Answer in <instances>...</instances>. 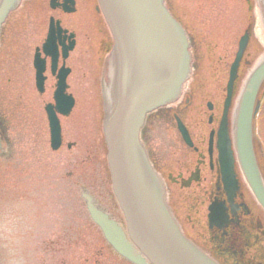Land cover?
<instances>
[{
    "label": "flooded vegetation",
    "instance_id": "af4514ba",
    "mask_svg": "<svg viewBox=\"0 0 264 264\" xmlns=\"http://www.w3.org/2000/svg\"><path fill=\"white\" fill-rule=\"evenodd\" d=\"M183 1L191 7L183 8L186 18L173 12L172 0L164 3L185 32L191 72L176 100L147 114L140 138L183 234L218 264H264V206L245 175L236 134V110L245 82L264 56V4L262 0H235L233 7H222L219 0ZM24 3L27 29L22 30L24 39L18 55L23 49L27 58L29 37L39 41L33 45L30 59L35 92L30 87L24 114L34 121L36 116L28 114H41L43 123L45 116L49 134L52 111L60 125L61 143L56 150L50 149H78L86 154L93 151L94 158H89L95 163L82 160L73 163L74 168L102 173L94 186L87 181L80 185L77 200L83 222L79 228H72V235L66 236L55 229L44 239L46 251L39 258L40 264H135L106 240L82 196L90 194L128 237L124 215L111 187L102 127V84L113 47L107 23L97 0ZM253 13L259 15L260 31L256 30ZM7 18L0 29V41ZM50 27L53 42L45 47ZM244 38L246 46L229 93L231 66ZM11 39L9 31L7 40ZM35 54L44 62L40 87L36 83ZM23 66L28 73L27 60ZM86 73L98 75L95 92L90 81L82 80ZM61 75L64 87L57 98ZM60 104L66 113L59 109ZM250 115L251 147L264 188V78L251 100ZM66 121L79 125L71 140L66 138ZM0 137L3 143L1 133ZM73 198L71 201H76Z\"/></svg>",
    "mask_w": 264,
    "mask_h": 264
},
{
    "label": "water",
    "instance_id": "95a60500",
    "mask_svg": "<svg viewBox=\"0 0 264 264\" xmlns=\"http://www.w3.org/2000/svg\"><path fill=\"white\" fill-rule=\"evenodd\" d=\"M19 2L0 0V28ZM97 2L113 37L110 67L102 84L103 134L111 186L123 212L129 239L115 220L85 196L89 215L110 245L135 264H145V258L151 264H218L182 233L166 202L165 186L139 136L146 115L176 100L189 77L191 56L185 32L164 0ZM256 18L260 31L257 13ZM52 36L50 28L45 47L53 42ZM244 44L245 38L240 41L231 66L229 93ZM34 65L40 87L44 62L37 54ZM263 77L264 59L245 82L236 110V134L245 175L264 206V188L254 161L250 129V103ZM62 78L61 75L57 98L64 87ZM59 109L67 112L61 104ZM49 120L51 146L56 149L61 143L60 125L52 111ZM2 147L0 137L1 151Z\"/></svg>",
    "mask_w": 264,
    "mask_h": 264
},
{
    "label": "rangeland",
    "instance_id": "374dc122",
    "mask_svg": "<svg viewBox=\"0 0 264 264\" xmlns=\"http://www.w3.org/2000/svg\"><path fill=\"white\" fill-rule=\"evenodd\" d=\"M219 1L222 7H233L235 0ZM171 4L180 18L182 15L186 18L183 8L191 9L183 0H172ZM25 14L23 0L3 25L0 41V133L5 148L0 151V264H40L39 258L46 251L44 239L55 229L62 236L72 235L70 230L79 228L83 222L77 200L80 185L87 181L94 186L96 177L102 176L101 171L74 168L82 160L95 163L89 158H94L93 151L90 154L66 148L52 151L44 114V123L41 114L32 111L28 114L36 116L35 121L24 114L30 87L34 91L31 49L39 42L37 37H29L27 58L23 49L18 55L24 39L22 30L27 29ZM253 17L256 18V13ZM9 31L12 32L10 41L7 40ZM26 60L28 73L23 66ZM96 76L86 73L82 79L90 81L91 91L96 86ZM101 98L103 101V95ZM64 127L66 138L71 140L79 125L66 121Z\"/></svg>",
    "mask_w": 264,
    "mask_h": 264
},
{
    "label": "bare ground",
    "instance_id": "6f19581e",
    "mask_svg": "<svg viewBox=\"0 0 264 264\" xmlns=\"http://www.w3.org/2000/svg\"><path fill=\"white\" fill-rule=\"evenodd\" d=\"M21 1V0H20ZM100 10V9H99ZM101 11V10H100ZM102 13V12H101ZM108 26V25H107ZM109 28V27H108ZM109 31H110V29H109ZM111 33V32H110ZM111 36H112V34H111ZM112 40H113V37H112ZM245 46H246V40H245V44H244V47L243 48H245ZM262 59H264V56H263V58ZM258 65V64H257ZM257 65L255 66V68L257 67ZM254 68V69H255ZM233 82H234V79H233ZM232 82V83H233ZM2 145H3V143H2ZM3 149H4V146L2 147ZM1 151V150H0ZM84 194H87V195H84ZM83 198L85 199V196L92 202V204L94 205V206H97V204H95L94 203V200H93V198H92V196L90 195V194H88L87 192H85V193H83ZM118 202V201H117ZM119 204V203H118ZM98 207V206H97ZM120 207V206H119ZM183 233V232H182ZM128 239H129V236L127 237ZM203 251V250H202ZM204 252V251H203ZM205 253V252H204ZM206 254V253H205ZM210 257V256H209ZM211 258V257H210ZM212 259V258H211ZM213 260V259H212ZM146 261H148V262H150L148 259H146L145 258V263H146ZM215 261V260H214ZM151 263V262H150Z\"/></svg>",
    "mask_w": 264,
    "mask_h": 264
}]
</instances>
